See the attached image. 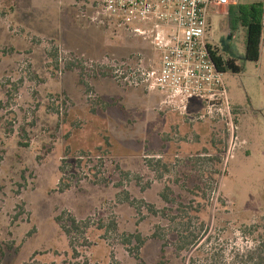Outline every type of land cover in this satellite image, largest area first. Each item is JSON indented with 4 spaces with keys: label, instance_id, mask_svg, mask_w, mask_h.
Returning <instances> with one entry per match:
<instances>
[{
    "label": "rangeland",
    "instance_id": "374dc122",
    "mask_svg": "<svg viewBox=\"0 0 264 264\" xmlns=\"http://www.w3.org/2000/svg\"><path fill=\"white\" fill-rule=\"evenodd\" d=\"M95 11L0 0L1 264H237L264 235V46L246 61L245 30L212 14L209 41L240 68L222 75L231 115L176 112L115 79L114 62L154 53ZM189 218L200 248L179 251Z\"/></svg>",
    "mask_w": 264,
    "mask_h": 264
},
{
    "label": "built area",
    "instance_id": "2783aa9c",
    "mask_svg": "<svg viewBox=\"0 0 264 264\" xmlns=\"http://www.w3.org/2000/svg\"><path fill=\"white\" fill-rule=\"evenodd\" d=\"M238 3L240 0H95L96 11L89 20L140 40L155 54V58L140 53L123 63L114 62L113 75L121 85L156 93L161 106L176 112H185L196 102L209 114L230 116L223 72L212 58L216 48L209 41V29L212 14ZM259 3L262 47L264 0ZM132 62L138 65L129 66Z\"/></svg>",
    "mask_w": 264,
    "mask_h": 264
},
{
    "label": "trees",
    "instance_id": "16d2710c",
    "mask_svg": "<svg viewBox=\"0 0 264 264\" xmlns=\"http://www.w3.org/2000/svg\"><path fill=\"white\" fill-rule=\"evenodd\" d=\"M228 19L232 27H241L245 30V44H244V59L246 61L256 62L260 56V39H261V4L259 2L251 4H242L238 3L236 5L230 6L228 8ZM126 37V36H125ZM125 39V42H121L122 47L133 48V47H147L138 39L128 37ZM149 48V47H148ZM140 54V53H138ZM143 54V53H141ZM129 58V57H128ZM213 61L216 67L221 72L231 71L233 73H239L240 68L235 64V60L232 58H225L221 56L217 50L212 53ZM129 60V59H128ZM120 61V60H117ZM162 199L168 204L176 203L174 200L169 199L165 194L161 195ZM177 212H184L182 203L177 204ZM148 211L152 214H157V211L154 210L153 206H148ZM191 224V218L186 223L184 231L179 233L177 237V249L179 251L185 250L190 251L195 248L199 250V238L198 235H195L194 232L189 231ZM62 230L67 236L70 235V232L73 230L78 231V223L73 217H70L65 221L64 224H61ZM258 229V228H257ZM253 234L258 233V231H252ZM251 233V234H252ZM260 234V233H259ZM153 238L157 239L158 234H154ZM135 242H137L138 247H140L144 240L141 239L139 235L134 236ZM129 242V241H127ZM254 244L250 247L244 249V253L240 256L239 262L237 264H264V235H259L257 238L253 239ZM11 250L12 247H5L2 242H0V264L4 258L5 249ZM30 264V263H26ZM236 264V263H235Z\"/></svg>",
    "mask_w": 264,
    "mask_h": 264
},
{
    "label": "flooded vegetation",
    "instance_id": "af4514ba",
    "mask_svg": "<svg viewBox=\"0 0 264 264\" xmlns=\"http://www.w3.org/2000/svg\"><path fill=\"white\" fill-rule=\"evenodd\" d=\"M216 48V47H215ZM216 50L218 51V49L216 48ZM218 53L221 55V56H223V54L222 53H220V51H218Z\"/></svg>",
    "mask_w": 264,
    "mask_h": 264
},
{
    "label": "crops",
    "instance_id": "0c3cea01",
    "mask_svg": "<svg viewBox=\"0 0 264 264\" xmlns=\"http://www.w3.org/2000/svg\"><path fill=\"white\" fill-rule=\"evenodd\" d=\"M262 48H260V52H261Z\"/></svg>",
    "mask_w": 264,
    "mask_h": 264
}]
</instances>
